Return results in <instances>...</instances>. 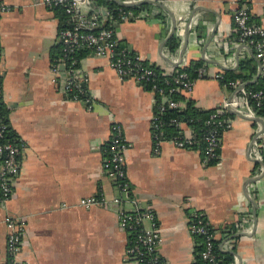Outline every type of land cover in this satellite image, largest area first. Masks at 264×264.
I'll return each instance as SVG.
<instances>
[{
  "label": "crops",
  "instance_id": "0c3cea01",
  "mask_svg": "<svg viewBox=\"0 0 264 264\" xmlns=\"http://www.w3.org/2000/svg\"><path fill=\"white\" fill-rule=\"evenodd\" d=\"M0 2L12 7L0 11L2 104L24 143L14 194L0 205V264L7 261L8 214L26 219L20 257L29 264H139L126 254L129 235L118 218L121 207L134 210L137 204L154 208L162 236L159 253L167 264H196L200 239L190 221L198 210L214 225L218 249L221 256L230 254L229 264H264L263 115L226 113L230 125L214 162L205 163L198 148L178 147L167 139L157 154L152 119L158 95L153 90L119 76L108 56L81 48L78 66L93 103L72 98L51 70L62 52L57 10L42 0ZM141 3L149 6L137 11L139 17L116 26L119 40L168 74L193 61L207 68L192 92L181 93L182 106L191 98L198 108L215 109L264 73L254 48L239 38L238 0ZM245 3L252 19L264 25V0ZM173 35L179 41L175 49L168 44ZM242 60H251L247 79H230L234 85L217 76L237 69ZM113 122L123 126L129 142L128 196L103 166ZM91 194L124 200L79 204ZM144 227L152 228L149 218Z\"/></svg>",
  "mask_w": 264,
  "mask_h": 264
},
{
  "label": "built area",
  "instance_id": "2783aa9c",
  "mask_svg": "<svg viewBox=\"0 0 264 264\" xmlns=\"http://www.w3.org/2000/svg\"><path fill=\"white\" fill-rule=\"evenodd\" d=\"M97 0H42L50 8L62 6L69 17V24L60 28L59 39L62 46L61 55L53 62L51 70L53 79L57 81L62 91L79 99L89 106L93 103V95L84 85L86 77L81 74L78 66L77 51L86 48L101 56H108L121 77H132L140 82L151 83V90L157 95V110L152 119V132L154 140V152L161 153V145L167 138L164 137L163 125L166 124L164 112L167 108H181L182 101L174 97L175 92H192L196 80L205 75L207 68H199V77H192L189 72L176 71L172 74L161 72L165 75L162 85L156 81V71L153 67L143 63L145 59L139 53L131 56L127 47L118 49L119 38L116 26L122 22L136 19L138 13L131 6L140 4L145 0H120L117 7V15L107 8L98 7ZM162 1V0H150ZM239 5L234 12V20L239 31V38L249 43L255 50L262 67L264 66V25L253 21L249 7L245 0H238ZM129 6L130 8H127ZM11 6L0 2V11L10 10ZM111 15L113 22L110 27H105L107 17ZM107 16V17H105ZM182 17V16H181ZM184 31V28H181ZM3 51L0 47V59ZM64 66V67H62ZM222 78L223 74L218 73ZM236 84L235 81H229ZM2 75L0 70V205L7 204L14 194V184L21 171V152L23 141L17 136H9L11 125L2 112ZM238 91H241L238 94ZM264 90L242 87L230 96L224 97L220 105L211 111L210 115L203 120L205 126L201 137L192 126L177 118L171 121L180 125L178 134L167 140L182 148L196 147L202 151L203 161L210 163L220 157L222 134L230 125V119L226 115L229 111L243 112L249 116L258 115V108L263 103ZM188 129V130H187ZM199 138L204 142L203 146L198 143ZM103 166L111 176L116 187L129 195L130 182L126 172V150L129 146L123 126L113 122L111 135L105 143ZM197 144V145H196ZM122 204L124 197L116 195L107 198L103 194H91L83 196L79 204L91 207L96 204H105L108 201ZM137 204V200H133ZM120 226L129 235L126 254L138 261L139 264H167L159 253L162 236L158 230L155 210L151 206L141 207L137 204L136 209L129 210L121 207L118 210ZM149 218L152 228L144 227V220ZM8 228L6 240L7 261L6 264H29L21 259L20 253L26 230V219L21 215L8 214L5 218ZM190 229L193 234L204 235V247L199 253L197 264H221V260L215 251L216 233L214 225L203 210L196 211L190 221Z\"/></svg>",
  "mask_w": 264,
  "mask_h": 264
},
{
  "label": "trees",
  "instance_id": "16d2710c",
  "mask_svg": "<svg viewBox=\"0 0 264 264\" xmlns=\"http://www.w3.org/2000/svg\"><path fill=\"white\" fill-rule=\"evenodd\" d=\"M119 3L120 2H117L116 0H97L98 6L106 5L113 12L114 15L115 14L117 15V7H118ZM148 6H149L148 3H140L137 5L131 6V7L135 12H137V11H140V9L148 8ZM126 7L130 8L129 6H126ZM54 9L57 10L56 12H57L58 16L60 17V22H61L60 28L67 26L69 24V22H68L69 17H68V14L66 13L65 9L62 6H58ZM113 20H114L113 17L111 15H109L104 26L105 27L113 26L112 25ZM178 43H179V41H178V38L176 35L171 36V38L168 41V44L173 49H175L177 47ZM123 47H127V46L124 44V42L122 40H119L117 48L120 49ZM128 52L131 56H134V54L138 53L137 51L131 50L129 48H128ZM250 62H251V60H242L240 63V66L237 69H225L222 80L229 82L230 79H236L238 77H242L244 79H247L248 77H247L246 71L251 68L250 64H249ZM143 63L154 68V70L157 73L156 81L158 83H160L162 85H166L164 83L165 75L161 74V72H163V71L159 67L149 64L146 59L143 60ZM201 66H204V64L201 61H193L191 65L182 67L181 69H179V71L185 70V71L189 72V74L192 77L197 78V77H199V68ZM255 69H256L255 66L252 67V70L255 71ZM151 83L152 82L146 83V85L150 89H151ZM248 88L263 89L264 90V73H261V75L259 76V78L255 82H249ZM174 97L177 99H180L183 96L180 92H175ZM1 109H2L3 114H5V117H6L7 112H6V109H4L3 104H2ZM156 110H157V108H156ZM213 110L214 109L205 110V109L198 108L195 105V102L191 98L188 99L186 102V105L181 107V108H167V110L164 112V115H163L164 119L167 121L166 124L163 125V127H162L163 131H164V137L169 139L170 137L178 134L180 131L181 126L172 122L171 121L172 118H177L179 121L186 122L187 124H189L190 126H192L194 128V130L197 133V137H201V135L205 129V126L203 124V120L205 118H207L210 115L211 111H213ZM258 113H260L261 115L264 116V99H263V103L258 108ZM9 136H11L12 138L17 136L12 128L9 131ZM198 143L200 144V146L204 145V142L200 138L198 140ZM193 148H196V147H193ZM194 235L199 237V239H200V241H199L200 242L199 253H200V251L204 247V235L203 234H194ZM215 251L221 260V264H229V262H230L229 255L230 254H227V257L221 256L220 251H219L218 246H217L216 238H215ZM198 261L199 260H197V262ZM197 262H196V264H197Z\"/></svg>",
  "mask_w": 264,
  "mask_h": 264
},
{
  "label": "water",
  "instance_id": "95a60500",
  "mask_svg": "<svg viewBox=\"0 0 264 264\" xmlns=\"http://www.w3.org/2000/svg\"><path fill=\"white\" fill-rule=\"evenodd\" d=\"M119 2H120V0H118ZM150 0H145L144 2H149ZM160 5H162L161 3H159ZM168 8V7H167ZM174 30H175V28H174ZM261 67H262V65H261ZM263 123H264V121H263Z\"/></svg>",
  "mask_w": 264,
  "mask_h": 264
}]
</instances>
